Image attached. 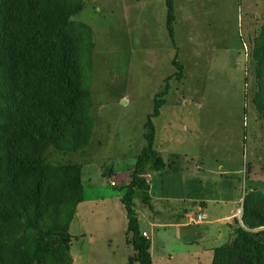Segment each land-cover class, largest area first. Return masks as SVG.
Masks as SVG:
<instances>
[{
    "label": "rangeland",
    "instance_id": "obj_1",
    "mask_svg": "<svg viewBox=\"0 0 264 264\" xmlns=\"http://www.w3.org/2000/svg\"><path fill=\"white\" fill-rule=\"evenodd\" d=\"M253 1L174 0L173 45L165 28L164 0H83V9L73 20L88 25L95 46L92 66L84 73L96 132L85 153L50 147L46 162L80 165L87 198L95 192L96 182L104 191L118 192L129 182L128 169L146 147L144 124L154 97L168 85L160 117L152 120L155 152L170 148L172 156L187 155L192 169L198 163L204 170L221 165L224 171H233L223 179V200L242 199L251 175L264 171V133L252 105L254 64L251 55L247 58L262 21L259 17L253 22L248 38L249 18L264 12V0L258 9H253ZM175 55L183 78L166 82L175 72L171 65ZM152 163L142 165L151 175V189L175 192L170 184L184 177L154 176ZM194 185L189 193L198 196ZM144 197L142 190L135 192V211H142ZM207 205L220 209L221 203ZM237 206L228 203L223 216ZM186 210L196 213L192 203Z\"/></svg>",
    "mask_w": 264,
    "mask_h": 264
},
{
    "label": "trees",
    "instance_id": "obj_2",
    "mask_svg": "<svg viewBox=\"0 0 264 264\" xmlns=\"http://www.w3.org/2000/svg\"><path fill=\"white\" fill-rule=\"evenodd\" d=\"M174 0H164L165 28L173 42ZM83 0H0V264H72L69 225L83 201L81 166L53 165L44 154L52 147L78 153L89 145L94 121L90 84L93 37L88 25L74 21ZM252 105L264 133V14L252 42ZM173 78H183L172 60ZM168 85L155 95L144 124V147L136 158L121 203L128 264H152L150 240L139 229L133 197L146 194L143 163L154 159L152 120L159 115ZM248 188L240 222L232 237L213 250L211 264H264V191ZM143 202L148 204L145 195Z\"/></svg>",
    "mask_w": 264,
    "mask_h": 264
},
{
    "label": "crops",
    "instance_id": "obj_3",
    "mask_svg": "<svg viewBox=\"0 0 264 264\" xmlns=\"http://www.w3.org/2000/svg\"><path fill=\"white\" fill-rule=\"evenodd\" d=\"M261 1H253L251 3L253 9H258ZM263 14L264 12L259 11L255 14L257 18L253 16L249 18L248 38L251 36L253 22L259 17L262 19ZM172 77H166L165 81L168 82ZM164 105L165 103L161 106L159 115L154 119L160 117ZM95 132L96 124L94 123L93 136ZM96 142L99 143V140L97 139ZM89 147L90 145L78 153H85ZM165 150L161 148L157 153L155 152L156 157H159L164 165L159 169L153 167V175H179L184 178L179 177V182L170 184L175 192L164 193L163 189L158 192L154 187L151 189L149 185L151 175L141 166L143 171L141 178L147 186L145 195L148 197V204H145L142 199V211H136V214L141 233L150 240L152 264H211L213 250L232 237L234 221L241 223L242 199L223 200V179L228 180L227 177L233 175L234 172L224 171L221 165L217 168L209 166L207 170H204L202 164L198 163H195V169H192V160L188 159L189 156L183 155L180 159L178 156L169 154V152L175 153L174 150L170 148H165ZM150 161L153 162L154 159ZM133 168L134 166L128 169L130 177ZM237 172L240 173V170ZM189 177L192 179L189 180ZM251 177L248 181V188L264 186V171L255 172ZM194 182L200 191L198 196L189 193ZM128 183L123 184L115 193L104 191L105 187L100 182H96V185L91 186L95 188V192L91 193L88 198L83 187V201L77 205L68 229L71 236L72 264H128V258L134 252L126 241L127 219L121 203L123 187ZM163 183L161 186L166 185ZM210 202L216 204L220 202V209L208 208L207 204ZM190 203L194 205L196 213L187 212L186 204ZM228 203L238 204V206L230 214L223 216ZM217 214L221 216H215ZM197 215L202 216L200 222L196 221ZM213 224L218 225L212 226ZM207 225L209 227H201Z\"/></svg>",
    "mask_w": 264,
    "mask_h": 264
},
{
    "label": "built area",
    "instance_id": "obj_4",
    "mask_svg": "<svg viewBox=\"0 0 264 264\" xmlns=\"http://www.w3.org/2000/svg\"><path fill=\"white\" fill-rule=\"evenodd\" d=\"M245 51H247V52L249 53L251 50H249V49H245ZM250 55H251V52L247 55V58H248ZM201 219H202V216H201V215H197V217H196V221H197V222H200ZM143 236L146 237L145 234H143Z\"/></svg>",
    "mask_w": 264,
    "mask_h": 264
}]
</instances>
